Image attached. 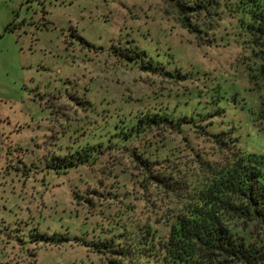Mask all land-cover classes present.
I'll use <instances>...</instances> for the list:
<instances>
[{
  "label": "rangeland",
  "instance_id": "rangeland-1",
  "mask_svg": "<svg viewBox=\"0 0 264 264\" xmlns=\"http://www.w3.org/2000/svg\"><path fill=\"white\" fill-rule=\"evenodd\" d=\"M174 1L0 0V264H119L117 254L93 243L120 249L148 223L168 235L163 217L174 201L126 151L106 149L96 164L66 172L51 168L55 156L90 141L116 107L174 105L219 84L259 105L235 20L225 16L217 42L199 45ZM137 46L168 58L172 74L146 72L121 54ZM238 125L243 149L264 151L251 125ZM168 138L183 168L209 150L195 131ZM253 231L264 243V233ZM56 235L60 241L51 240Z\"/></svg>",
  "mask_w": 264,
  "mask_h": 264
},
{
  "label": "trees",
  "instance_id": "trees-1",
  "mask_svg": "<svg viewBox=\"0 0 264 264\" xmlns=\"http://www.w3.org/2000/svg\"><path fill=\"white\" fill-rule=\"evenodd\" d=\"M174 5L182 26L196 35L199 45L217 42L225 16L235 20V34L246 40L250 54L248 76L258 86L259 105L249 107L241 91L232 94L219 84L213 91H191L174 105L157 101L116 107L98 129L101 135L94 133L75 151L55 156L51 168L60 173L94 165L106 149L127 152L147 181L174 201L163 217L167 236L148 223L134 230L127 244L120 242V249L104 239L93 243L98 252L117 254L119 264H128L127 258L131 264H264L263 240H253L254 228L264 233V151L246 152L238 125H251L264 147V0H175ZM126 50L121 54L142 70L170 73L168 58L156 59L138 46ZM237 115L244 118L235 119ZM187 130L199 134L200 147L208 144L218 158L210 159L209 150L200 149L194 166L181 167L168 137ZM132 247L136 250L131 254Z\"/></svg>",
  "mask_w": 264,
  "mask_h": 264
}]
</instances>
